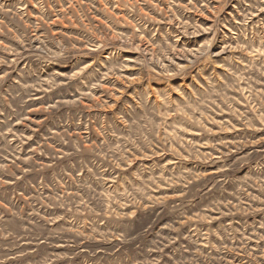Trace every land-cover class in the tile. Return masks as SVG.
Instances as JSON below:
<instances>
[{
  "label": "rangeland",
  "instance_id": "rangeland-1",
  "mask_svg": "<svg viewBox=\"0 0 264 264\" xmlns=\"http://www.w3.org/2000/svg\"><path fill=\"white\" fill-rule=\"evenodd\" d=\"M0 264H264V0H0Z\"/></svg>",
  "mask_w": 264,
  "mask_h": 264
}]
</instances>
